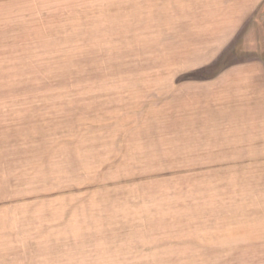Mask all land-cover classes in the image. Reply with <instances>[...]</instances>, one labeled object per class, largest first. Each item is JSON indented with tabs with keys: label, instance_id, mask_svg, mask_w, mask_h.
I'll return each mask as SVG.
<instances>
[{
	"label": "rangeland",
	"instance_id": "374dc122",
	"mask_svg": "<svg viewBox=\"0 0 264 264\" xmlns=\"http://www.w3.org/2000/svg\"><path fill=\"white\" fill-rule=\"evenodd\" d=\"M229 2L0 0V264H264L262 117L210 87L264 2L215 49Z\"/></svg>",
	"mask_w": 264,
	"mask_h": 264
},
{
	"label": "crops",
	"instance_id": "0c3cea01",
	"mask_svg": "<svg viewBox=\"0 0 264 264\" xmlns=\"http://www.w3.org/2000/svg\"><path fill=\"white\" fill-rule=\"evenodd\" d=\"M263 2L264 0H231L224 5L215 49L228 42V37L235 36ZM215 78L210 87H215L212 91L215 93L212 94L217 101L216 109H232L230 113L240 116H261L262 118L254 121L263 123L264 130V58L254 56L241 59ZM226 109L222 111L223 114H226Z\"/></svg>",
	"mask_w": 264,
	"mask_h": 264
}]
</instances>
